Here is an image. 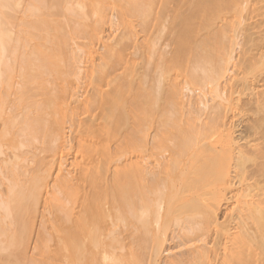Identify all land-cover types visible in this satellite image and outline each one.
Returning a JSON list of instances; mask_svg holds the SVG:
<instances>
[{"label": "bare ground", "instance_id": "bare-ground-1", "mask_svg": "<svg viewBox=\"0 0 264 264\" xmlns=\"http://www.w3.org/2000/svg\"><path fill=\"white\" fill-rule=\"evenodd\" d=\"M17 1L0 0V86L11 87L15 71L21 78L15 99L9 91L0 92V156L1 141L11 133L23 137L24 146H31L42 133L46 153L30 158L36 156L37 163L36 186H27L31 194L26 193L25 184L22 188L20 181H14L23 191H15L18 187L13 185L12 199L0 198V264L6 260L3 253H11L8 250L21 242L11 233L12 226L8 230L13 199L21 207L25 202L34 205L42 196L53 206V217L50 209L47 212L53 218L51 237L39 235L36 241L42 236L41 242L32 246L38 251L33 264H157L168 256L166 231L172 216L167 214L172 209L168 198L184 199L187 194L191 198L193 193L204 196V202L194 210L189 206L191 210H184L187 217L176 219L179 226L184 225L178 231L186 230L184 236H189L178 247L188 246L186 257L184 252L171 254L167 264H264V0H66L68 14L55 19L53 13L42 12L45 0H27L21 11ZM96 45L102 52L92 53ZM142 62L146 75H157H148L152 82L145 79L144 91L137 85L143 104L133 106L130 102L138 94H132V73H138L135 68L142 67ZM235 62L239 67L232 70ZM31 86H37L41 95L28 97ZM208 92L211 100L206 99ZM245 94L258 113L250 127L253 141L237 138L233 126L237 115L246 112L239 101ZM26 98L31 109L19 120L17 110ZM67 131L74 138H68ZM110 138L122 149L116 147L119 155L108 145ZM68 139L75 140L74 148L70 149L73 141ZM218 145H224L225 152ZM205 148L211 150L207 156L220 150L221 155L235 153L233 180L240 178L244 189L237 192L239 196L236 193L233 205L225 198L236 184L229 173L228 177L220 174L217 192L208 195L207 186L213 184L210 177L218 171L211 175V167L204 170ZM122 153L127 158H121ZM24 158L12 154L3 158L2 165L15 173ZM252 161L257 165L253 178L247 166ZM213 162L207 166H214ZM103 190L110 195H106L110 204L115 203L99 212L92 204ZM205 196L215 197L210 202ZM174 208L180 211L173 212L176 218L185 213ZM221 215L227 218L222 221ZM40 219L45 224L40 229L45 231L49 219ZM164 219L167 225L161 222ZM18 226L15 232L23 228Z\"/></svg>", "mask_w": 264, "mask_h": 264}, {"label": "rangeland", "instance_id": "rangeland-1", "mask_svg": "<svg viewBox=\"0 0 264 264\" xmlns=\"http://www.w3.org/2000/svg\"><path fill=\"white\" fill-rule=\"evenodd\" d=\"M65 1L66 0H45L44 1V6L43 7H45V8H43V11L42 12H45V13H53V19H55L56 17H58V16H60V15H66V14H68V11L64 8V5H65ZM18 3H19V5H20V7H19V11H21V10H23L24 9V7L26 6V2H27V0H19V1H17ZM134 19V22H138L137 20L138 19H135V18H133ZM115 22H118V20L116 19L115 20ZM139 23V22H138ZM136 26V25H135ZM138 26H140V25H138ZM138 28H140V27H137V30H140V29H138ZM112 33V32H111ZM110 34V32L108 33V36H110L109 35ZM71 44V42L70 43H67V46H69ZM162 46V45H161ZM160 46V49L161 48H164L163 46L161 47ZM96 47H97V45H96ZM95 47V49H93L92 50V53H100V52H102V51H100L101 50V47L99 48V46L96 48ZM93 48V47H92ZM91 48V49H92ZM169 49V48H168ZM240 49V48H239ZM86 50H90L89 48H87ZM241 50V49H240ZM239 51V50H238ZM240 52L241 51H239V52H237L235 55H236V59H238L239 58V55H240ZM239 53V54H238ZM93 55H96V54H93ZM235 59V60H236ZM237 61V60H236ZM238 61H239V59H238ZM237 61V62H238ZM143 63V62H142ZM236 63V62H235ZM235 63H233V64H235ZM237 64L238 63H236V65H230V67L232 68V70H235V69H237L239 66H237ZM143 65H144V63H143ZM142 65V67L144 68L145 67V65L143 66ZM153 65H155V63L153 64ZM134 67H137V65H135ZM141 66L139 67L138 66V68H135V69H138V73H136L137 72V70H135L134 72L136 73V74H138L137 76H135L136 74L134 73V75H133V73H132V76L135 78V80H133V81H131V82H133L134 83V88H135V90L133 89V95L135 94H138L137 96H139V93L138 92H136V91H138V89H140V92H142L141 91V89H142V86H148V84H146V85H144L146 82H148L149 80V82H152L151 80V78L150 77H152V74H154L153 72H151L152 74H149L150 72H148V75L150 76H148V75H146L147 74V71L148 70H146L147 69V67H146V69L144 68H142ZM154 67V66H153ZM153 67H151V69H153ZM142 68V69H141ZM155 68V67H154ZM150 69V68H149ZM150 69V70H151ZM141 70H142V72H141ZM154 70V69H153ZM152 71V70H151ZM144 72H145V74H144ZM155 73H156V71H154ZM143 74V75H142ZM155 76L157 75V74H154ZM81 78H83L84 77V73H82L81 74ZM131 76V78H133ZM145 76H148V77H146L145 78ZM155 76H154V78H155ZM153 78V77H152ZM145 79H146V82H145ZM149 79V80H148ZM148 80V81H147ZM180 80H181V83L183 84V83H185V79H183V78H180ZM141 81V82H140ZM20 82H21V78H20V76H19V74L15 71L14 73H13V75H12V77H11V81H10V83H11V87L10 86H6V85H4V86H0V92H5V91H9L10 92V95H11V99L13 100V99H15V92H16V90H17V88L19 87V85H20ZM144 82V83H143ZM133 83H131V84H133ZM143 83V85L141 86V84ZM140 84V85H139ZM139 86V88L137 89V87ZM132 86V85H131ZM140 86H141V88H140ZM32 87V86H31ZM30 87V91H29V96L28 97H31L30 96V94L32 95V98H33V94L34 95H41V93H40V90L37 88V86H33L32 88ZM146 87H144L142 90L144 91V89L146 88ZM210 87H207L205 90H210L211 91V89H212V87L209 89ZM136 93H135V92ZM204 90H202V92H203ZM209 91V92H210ZM6 92V93H7ZM31 92V93H30ZM206 92V91H205ZM209 92H208V94H207V98L206 99H210L213 95H211V97H209L208 95H209ZM212 92V91H211ZM210 92V94H212ZM137 96H134L135 98H136V100H135V98H133V97H131V98H133L132 100L133 101H135V102H133V101H131L130 99H129V101H131L130 103V105H132L133 104V106H138V105H142L143 103V101H141L142 99H141V96H139L138 98H140V99H138L137 98ZM241 96V95H240ZM240 96H239V98H240ZM251 96V95H250ZM27 97V98H28ZM27 98L25 99V102H24V105H23V107L22 108H20V109H18L17 110V114H18V116H19V113H20V119L19 120H21V118H22V115L23 114H25V113H27V112H30V109H31V104H30V102H29V100H27ZM143 98V97H142ZM238 97H237V99H239ZM38 99H40V98H38ZM137 99L139 100V101H137ZM208 99V100H209ZM212 99V98H211ZM210 99V100H211ZM251 98L249 97V95H246L245 94V96L244 95H242L241 96V99L239 100V101H241L240 103V105L243 107V108H245L246 109V112H245V114H241V115H237V120H236V118H235V121L233 122V124H235V122L237 121V123H236V125H233V126H236L235 127V136L237 137V138H241V139H243V141H246V140H255L254 138H253V136H252V132H251V125H252V123H253V121L254 120H256L257 118H258V113H257V111H255L256 109H255V107L254 106H252L253 104H250V103H252V99L250 100ZM126 100H127V98H126ZM251 101V102H250ZM139 102V103H138ZM245 103L244 105H243V103ZM9 104H10V106L11 107H13V102L10 100L9 101ZM129 104V103H128ZM127 104V105H128ZM247 104H248V106H247ZM129 105V106H130ZM246 105V106H245ZM250 105V106H249ZM254 107V108H253ZM122 116V115H121ZM121 116H120V118H121ZM47 117V119L49 118L48 116H46ZM151 120H153V119H151ZM123 121V120H122ZM141 123H143V122H141ZM151 124V123H150ZM69 125H66V127H68ZM2 130V129H1ZM150 131H151V129H150ZM149 131V132H150ZM68 132V131H67ZM153 132V130L150 132V133H152ZM69 133V134H68ZM67 134H68V138H69V136L71 135L72 137H71V139L72 138H74V136H73V134H71V132H68ZM149 133V134H150ZM152 136H153V133L151 134ZM261 135H264V134H261ZM112 136V135H111ZM172 136L174 137H176V135H174V134H172ZM112 137H114V135L112 136ZM174 137V138H175ZM22 138V139H21ZM151 138V137H150ZM169 138L171 139V136H169ZM24 138L23 137H21V136H19L18 134H16V135H14V134H9V135H7L5 138H3L2 139V148H1V150H2V152H3V154L0 156V192H1V194H0V198H2L3 200L5 199L6 201H8V200H10L9 198H11L12 197V195H10L11 194V192H10V188H11V186H13L14 185V183H18L19 181H20V184H21V186H22V188L23 187H25V185H26V187H25V189L27 190H25L26 191V193H28L29 192V194H31L30 193V190L32 189V188H30V187H28V189H27V186H31L32 187V185L34 186L33 188H35V184H36V180L35 179H37V178H35V175H36V172L35 171H37V169H35V167H37V163H34L35 162V160H36V156H35V160H31V159H33L34 158V154L36 153V155H39V157H44L45 155V153H46V151H45V149H44V146H46V138L44 137V136H42V133H40L39 134V137L37 138V139H35V141H32V143L30 144L31 146H24L27 142H25L24 143V140H23ZM70 139V140H71ZM111 139L112 138H110V143H108V145L111 147V149H113L112 151H113V154H115V153H117V152H119V146L117 147V139L115 140L116 142H114V143H112L113 141H111ZM115 139V138H114ZM69 140V139H68ZM69 140V141H70ZM74 140V139H73ZM73 140H71V141H73ZM109 140V139H108ZM113 140V139H112ZM70 141V142H71ZM75 141V140H74ZM71 142V144L69 143V147H70V149H72V148H74V146H75V144H76V142ZM106 142H108L107 140H105ZM111 143L113 144V145H111ZM116 143V144H115ZM171 143V141H169V144ZM115 144V145H114ZM119 145V144H118ZM170 145H173V144H170ZM169 145V146H170ZM212 146H214V145H212ZM225 147L224 145H218L217 146V148L218 149H220L219 147ZM115 147V148H114ZM116 147L119 149V150H117L116 149ZM207 147H210V146H207ZM206 147V148H207ZM222 147H221V149H222ZM205 148V149H206ZM228 147H226V149H227ZM44 149V150H43ZM115 149V150H114ZM209 149V148H208ZM208 149H206L205 151V153L204 154H206V157L203 155L202 156V158H203V164H204V162L206 163V164H204V166H205V168H204V170L205 171H208V170H206V169H209L210 167V169H209V171H208V173H213V172H215V171H218V172H215V173H213V176H211L209 179V183H212L213 182V184H210V186H207L208 188H210V190L209 189H207V191L209 192V194L206 192V190L205 191H203V192H206L205 194H208V195H214L216 192H217V189H215V187H216V183L215 182H217L218 180H220V179H222L221 177V175L223 174V176L225 175V176H227L228 177V175H229V179H230V176H231V178H232V180L234 179V177H235V174H234V172L236 171L234 168V166H235V153L233 154V152L231 151L230 153H228L227 154V151H226V153H223L222 155L220 154V151H219V153L217 152V154L216 155H214L215 156V159H214V156H212V154H208V156H207V153H211V152H209V151H211L212 150V147L208 150ZM224 149L225 148H223L222 149V151H224ZM229 149V148H228ZM251 148L249 147V149H247L248 151H251L252 152V149L250 150ZM117 150V151H116ZM122 150V149H121ZM120 150V151H121ZM45 151V152H44ZM228 151H230V149L228 150ZM29 152V154H27ZM225 152V151H224ZM32 153H33V155H32ZM121 152H119V154H120ZM138 153V152H137ZM213 153H215L214 151H213ZM222 153V152H221ZM12 154H14V155H16V154H23L24 156H25V158L27 159H25L24 158V161H21V163H20V165L18 164V166H19V169L17 170L16 169V174L13 172V171H9L8 169H10V168H6V165H2V163H3V158H8L9 156H11ZM27 154V155H26ZM118 154V153H117ZM116 154V155H117ZM118 154V155H119ZM144 154V153H143ZM124 157H123V156ZM122 157L121 158H123V159H125V158H127V156H126V154H123L122 153ZM218 155H220L221 157H219ZM225 157H224V156ZM114 156V155H113ZM130 155L128 154V157H129ZM211 156V157H210ZM217 156V157H216ZM229 156V157H228ZM230 156H232V157H230ZM28 157V158H27ZM38 156H37V158H39ZM207 157H210V158H207ZM213 157V159H211ZM223 157H224V160H223ZM234 157V158H233ZM31 158V159H30ZM146 158V157H145ZM205 158V159H204ZM218 158H219V160H218ZM232 158V160L231 161H228L229 159H231ZM208 161H207V160ZM209 159H211V160H209ZM26 160V161H25ZM40 160V159H39ZM213 160H214V162H213ZM28 161V162H27ZM111 161V159L109 160V162ZM143 161V160H142ZM207 161V162H206ZM216 161V162H215ZM218 161H220V162H218ZM228 161V162H227ZM29 164V166H30V168H29V166L27 165V163ZM32 162V163H31ZM106 162H108V161H106ZM210 162H213L212 164L214 165V163H215V165L214 166H207V164L208 165H210L211 163ZM225 162H227V163H225ZM255 162H257V161H255ZM14 163H16V162H14ZM18 163V162H17ZM36 164V166H34V164ZM114 163V162H113ZM112 162H111V164H110V166L111 167H113V164ZM221 163H222V165H221ZM33 164V165H32ZM107 164V166L109 165V163H106ZM200 164H202V163H200ZM221 165L222 166V169H224V170H226V172L225 171H223V170H221V167L219 166V165ZM230 164H231V166H230ZM249 165H247V166H249V168H250V170L248 169V176L250 177V176H252V175H254V173L256 174L257 172H256V169H257V165H256V163H254L253 161H252V164L251 163H248ZM254 164V165H253ZM31 165H32V167H31ZM256 165V166H255ZM217 168H216V167ZM225 166L230 170V172L228 171V169H226L225 168ZM256 168H255V167ZM22 167H26L27 169H24L23 170V168ZM208 167V168H207ZM214 167H215V169H214ZM32 168V169H31ZM213 168V169H212ZM35 169V170H34ZM219 169H220V171H219ZM253 169H255V170H253ZM25 170L27 171H32V172H25ZM212 170V171H211ZM214 170V171H213ZM235 170V171H234ZM15 171V170H14ZM19 171V172H18ZM204 171V172H205ZM253 171V173L252 174H250L251 172ZM11 172V173H10ZM13 172V173H12ZM24 172V173H23ZM35 172V173H34ZM220 172V173H219ZM22 173V175L20 176V174ZM31 173V174H30ZM229 173V174H228ZM35 174V175H34ZM209 174V175H210ZM215 174V175H214ZM221 174V175H220ZM226 174H228V175H226ZM233 174V175H232ZM20 176V177H18V178H20V179H17V176ZM23 175L25 176V177H23ZM212 175V174H211ZM217 175V177H215ZM16 179H15V178ZM220 177V178H219ZM8 178V179H7ZM48 178V180L49 181H52L49 177H47ZM237 178V177H236ZM235 178V180H233L236 184L234 185L235 186V188H233V190H232V192L230 193V192H228V194L226 195L227 197H225L226 199H228L229 198V202H231V205H233L234 204V202L236 203V201L235 200H237V198L236 197H238L239 195V193H241V190H243L244 188H243V186L242 185H244V184H242L243 183V181H242V183H240V182H238V181H241V179L240 178H238V179H236ZM252 178H253V176H252ZM10 179V180H9ZM29 179V180H28ZM240 179V180H239ZM21 180H23L22 181V183H21ZM211 180H212V182H211ZM8 181V182H7ZM11 183H10V182ZM15 181V182H14ZM26 181V182H25ZM34 181H36L35 182V184H34ZM14 182V183H13ZM27 182H29V183H27ZM7 183V184H6ZM31 183V184H30ZM208 183V184H209ZM241 185H240V184ZM9 184V185H8ZM12 184V185H11ZM25 184V185H24ZM238 184V185H237ZM17 184H15L14 186L17 188V190L15 189V191H18V189L19 190H22V189H20L21 188V186H20V188H19V186L17 185ZM8 186V187H7ZM212 186H214V187H212ZM233 186V187H234ZM239 186V187H238ZM237 188H239V189H237ZM215 189V190H214ZM237 189V190H236ZM29 190V191H28ZM5 191L7 192V193H5ZM13 192L14 194H16L17 192ZM23 191V190H22ZM32 191V190H31ZM211 191V192H210ZM212 191L213 192H215L214 194L212 193ZM240 191V192H239ZM9 192H10V194H9ZM33 192V191H32ZM118 192V191H117ZM203 192H200V193H203ZM237 192H239V193H237ZM243 192V191H242ZM18 193H22V192H18ZM105 193V194H104ZM113 193V192H112ZM211 193V194H210ZM236 193H237V195H236ZM5 194H6V196H5ZM9 194V196L10 197H8L7 195ZM108 193H107V191L105 192V190H103V192L101 191V194H99V199H98V201L97 202H93V204H92V206H94V207H96V210L97 211H102V209L103 210H107V209H109V206H111V205H113L114 203H115V201L114 202H112L111 200H113V199H111L110 201H111V204H110V202L106 199L107 197H106V195H107ZM114 194H115V196H117V194L114 192ZM190 194V193H189ZM196 194V193H195ZM191 195H192V193H191ZM193 195H194V193H193ZM191 196V198H189L190 196L187 194V195H185V197H184V199H183V197L182 196H180L182 199L180 200L181 202H177L179 199H180V197H171V198H168V199H170L171 201L173 200V202L175 203V204H173L174 206H172V202L170 201V208L172 207V209H170L169 208V205L167 206L168 208V210H169V212H167L168 210H166V209H164V211L166 210V212H167V214L169 215H171L172 214V216H169V219H168V221L167 220H165V219H167V218H165L164 219V221L163 220H161V222L162 223H164L165 224V222L167 221V223H168V225L170 226H168V230L167 231H170V232H167L166 231V238L169 240L168 242H167V244H166V248H169L168 249V256H166V254H165V258H162V260L160 261V262H158L157 264H167V262L165 261V260H169V256L171 255V257L172 256H177V255H179L180 253H181V255H182V253L184 252H186L187 250V247L186 248H178L180 245H181V243H183V242H185V241H182V240H186L187 239V237H189V236H184V235H187V231L186 230H184V231H178L179 229H181L182 227V225H181V223H180V226H179V224H178V220H176V219H182L183 217L185 218V217H187V216H185V214H187V212H185V211H188V210H186V209H190V207L192 206L193 207V209L192 210H194V208L196 207V206H201L202 204L201 203H203L204 201L202 200V199H204V196L203 197H201V196H198L197 194L196 195H194V196ZM118 196H119V194H118ZM184 196V195H183ZM232 196V197H231ZM6 197H7V199H6ZM42 197V196H41ZM40 197V198H41ZM108 197H110V195L108 194ZM189 198V199H187V198ZM200 197V198H199ZM205 197H207V198H211L209 201L211 202V200H212V198H214L215 196H205ZM236 199H235V198ZM16 198V197H15ZM39 198V199H40ZM46 197H42L41 199H40V201H39V199H38V201H39V203L37 204V202L38 201H36V203L33 205L32 204V202H29V203H26L25 202V204L23 205V204H21V202L20 203H18V204H21L20 206L21 207H17V204H15L16 203V201H15V203H14V199L12 200V201H9V203L11 204V202H13V204H11L12 206H13V208H12V206H11V209L13 210H11L12 211V219H11V221H10V225H6V226H4L5 228L6 227H8V230L10 229V228H14V231L12 230V229H10V231H11V233L13 234V232L15 233V235L14 236H16L17 238L19 237L20 239H21V242H20V248L19 247H16V245L18 244H16L14 247H12V248H10L9 250H8V252L10 251L11 253H7V251H6V253L4 252L3 253V255H4V260H5V263H4V260L2 261L4 264H6V261L8 262H12V260H14L16 257V259H15V261L16 262H19L20 264H33V262H34V260H35V257H37L36 256V254H37V250H35L33 247H35L34 246V244L36 243V242H38L39 240H41L43 237V234L46 236V237H48V236H50L51 235V233H52V230L53 229H51L52 227H53V206H52V204H51V208L49 207L50 206V202L48 201L47 202V199H45ZM175 198V199H174ZM193 198H194V200H197V198H198V200L196 201V202H198V203H196V202H194V200H193ZM206 198V199H207ZM233 198V199H232ZM2 199H0V200H2ZM12 199V198H11ZM42 199L44 200V201H42ZM101 199V200H100ZM177 199V201H174V200H176ZM200 199V200H199ZM225 199V200H226ZM232 199V200H231ZM4 200V201H5ZM15 200H17V199H15ZM103 200V201H102ZM104 200H106V201H108L107 203H106V201H104ZM189 200V201H188ZM201 200H202V202H201ZM224 200V201H225ZM186 201H188V202H186ZM193 201V202H192ZM223 201V203H224V205H226L225 203H227V202H224ZM233 201V202H232ZM41 202V203H40ZM120 202V201H119ZM165 202V201H164ZM177 202V203H176ZM183 202V203H182ZM22 203H24V202H22ZM48 203H49V205H48ZM94 203H96V204H94ZM166 204H164V207L166 208V206L165 205H167V204H169V200L167 201L166 200V202H165ZM186 203V204H185ZM196 203V204H195ZM201 205H200V204ZM27 204V205H26ZM118 204V203H117ZM179 204V205H178ZM182 204H185L186 206H184V207H186V208H184L183 206H182ZM31 205V206H30ZM46 207H45V206ZM107 205V206H106ZM182 207H181V206ZM195 205V206H194ZM231 205H229V206H231ZM99 206V207H98ZM101 206V207H100ZM105 206V207H104ZM114 206V205H113ZM179 207V208H181L180 210L181 211H184L185 213H183L181 216L179 215L180 214V211L178 212V211H176V210H173V209H175L174 207ZM190 206V207H189ZM45 207V208H44ZM94 207H93V209H94ZM189 207V208H188ZM18 210H17V209ZM19 208H21V209H19ZM46 208H47V210H46ZM197 208H199V207H197ZM200 208H202V207H200ZM225 208V207H224ZM46 211H45V210ZM48 209H50L49 210V212H48ZM100 209V210H99ZM190 209V210H191ZM196 209V208H195ZM1 210V209H0ZM21 210V211H20ZM25 210V212H23V211ZM31 210V211H30ZM43 210H44V212L46 213V214H44V212H43ZM95 210V209H94ZM95 210V211H96ZM171 210H173L172 212H171ZM224 210H226V208L224 209ZM2 212V210L0 211V213ZM18 212V213H17ZM23 212V213H22ZM27 212V213H26ZM29 212V213H28ZM44 214H42V213ZM47 212L50 214L51 213V215H52V217H51V220L49 219L50 218V215L49 214H47ZM173 212H178L179 214H177L178 216H180V217H175V213L173 214ZM227 212H230V210L228 211V208H227V211H226V213ZM165 213V212H164ZM182 213V212H181ZM189 214H190V211L188 212ZM2 214H3V212H2ZM16 214H18L17 215V217H16ZM25 214H27V215H25ZM42 214V215H41ZM188 214V215H189ZM174 215V216H173ZM176 215V216H177ZM22 216V217H21ZM18 217H19V219L20 220H18ZM21 217V218H20ZM44 218V217H46V219H49L48 220V223H49V221H50V223H52L51 225H50V223H49V225H50V227H45V231L44 230H41L40 228H44V225H43V223H42V220L40 219V218ZM174 217H175V219H174ZM223 217H224V215H223ZM222 217V215H221V219L223 218ZM225 218V217H224ZM227 218V217H226ZM225 218V219H226ZM14 219H16V220H14ZM24 221H23V220ZM173 219L176 221V223H174L175 221H173ZM229 219V218H228ZM39 220H41V222L40 223H42V225H41V227H40V225H39ZM171 220L173 221L172 222V224L170 223L171 222ZM13 221V223L11 224V222ZM14 221H16V223H18L17 225H16V223L14 222ZM18 221V222H17ZM21 221V222H20ZM45 221H47V220H45ZM44 221V222H45ZM222 221H224L223 219H222ZM222 221H220L221 223H222ZM22 222H23V225H22ZM19 223H20V228L23 226V228H21V230L19 229V231H17V229L19 228ZM47 223V224H48ZM161 223V227H162V224ZM167 223L165 224V225H167ZM170 223V224H169ZM14 225H16L15 227H14ZM171 225H173V227L171 226ZM178 225V226H177ZM12 226V227H11ZM46 226H48V225H46ZM122 226V225H121ZM164 226V225H163ZM124 227V226H123ZM123 227H121V228H123ZM126 227V226H125ZM15 228H17L16 229V231L17 232H15ZM48 228V229H47ZM172 228V229H171ZM174 228V229H173ZM183 228H184V225H183ZM182 228V229H183ZM7 229V228H6ZM6 229H4V230H6ZM51 229V230H50ZM186 229V228H185ZM8 230H6L5 232H10V231H8ZM41 230V231H40ZM172 230L174 231V230H176V231H174V232H172ZM22 231V232H21ZM42 232V234H40V232ZM46 231H47V233H46ZM49 231H51V233L49 232ZM178 231V232H177ZM45 232V233H44ZM48 232H49V234H48ZM177 232V233H176ZM182 233V236L179 234V233ZM11 233L8 235V237L11 235ZM169 233V234H168ZM5 234H7V233H5ZM18 236H17V235ZM170 234H173V235H170ZM21 235H23V236H21ZM39 235H42L41 236V239H39L38 241H36L37 240V238H40L39 237ZM176 235V236H175ZM178 235H180L181 237H182V239L180 240L179 238H177L178 237ZM193 235V234H192ZM4 236H6V238H7V235H4ZM44 236V237H45ZM51 237V236H50ZM49 237V238H50ZM191 237V236H190ZM192 237H194V236H192ZM4 239L3 237H2V239H4V240H7V239ZM179 239V240H178ZM23 240V241H22ZM178 240V241H177ZM180 241V242H179ZM7 242V241H6ZM39 242H41V241H39ZM170 242V243H169ZM175 242V243H174ZM7 244V243H6ZM175 245V246H174ZM177 245V246H176ZM33 246V247H32ZM168 246V247H167ZM174 246V247H173ZM28 247H30V248H28ZM16 248H18V249H16ZM190 248V247H189ZM12 249V250H11ZM15 249V250H14ZM25 249V250H24ZM27 249V250H26ZM175 249V250H174ZM185 249V250H184ZM23 250H24V252H23ZM178 250H179V252H178ZM184 250V251H183ZM13 251V252H12ZM169 251L170 252H172V253H169ZM182 251V252H181ZM17 252V253H16ZM18 252H20V253H18ZM25 252H26V255H25ZM13 253H14V255L16 256V257H14V255H13ZM36 253V254H35ZM175 253V254H174ZM179 253V254H178ZM6 254H7V256H6ZM18 254V255H17ZM174 254V255H173ZM177 254V255H176ZM186 254L187 253H185V256L184 257H186ZM0 255H1V253H0ZM180 255V256H181ZM2 256V255H1ZM20 256V257H19ZM164 257V256H163ZM169 257V258H168ZM2 258H3V256H2ZM7 258H8V260H7ZM12 258V259H11ZM14 258V259H13ZM9 259H11V260H9ZM37 259V258H36ZM166 263H165V262ZM7 263V264H10V263ZM16 262H13V263H16ZM13 263H11V264H13ZM19 263H17V264H19ZM148 264H150V262H148ZM151 264H154V263H151Z\"/></svg>", "mask_w": 264, "mask_h": 264}]
</instances>
